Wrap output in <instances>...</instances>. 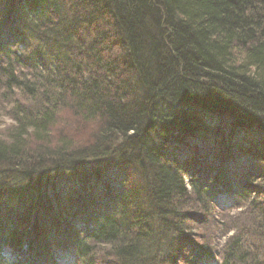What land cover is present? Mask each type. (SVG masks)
<instances>
[{
    "label": "trees",
    "instance_id": "1",
    "mask_svg": "<svg viewBox=\"0 0 264 264\" xmlns=\"http://www.w3.org/2000/svg\"><path fill=\"white\" fill-rule=\"evenodd\" d=\"M0 109V264H264V0H0Z\"/></svg>",
    "mask_w": 264,
    "mask_h": 264
},
{
    "label": "rangeland",
    "instance_id": "2",
    "mask_svg": "<svg viewBox=\"0 0 264 264\" xmlns=\"http://www.w3.org/2000/svg\"><path fill=\"white\" fill-rule=\"evenodd\" d=\"M61 118H63V122L65 121L66 125H70L73 119L72 117V113L69 110H65V112L63 111L61 113ZM70 119V120H69ZM13 123V120L8 116V113L6 111H4L3 109H0V132L5 131L9 125H11ZM95 128H93L90 124L85 125V127L78 131L75 132L74 130V134H72L74 136V138H77L79 141H85L88 140V138L90 137L91 133L94 131ZM52 135L55 137L57 135V133H52ZM237 210H232L230 212L231 215H237ZM219 233V232H218ZM232 231L229 233L231 234ZM227 236H222L221 234H217V242L218 244L222 243L223 241H225ZM215 243V244H216ZM4 255L7 256L8 259H14L15 258V254L12 253L9 249L5 248L3 251ZM64 256L60 257L59 260V264H64L65 261L68 259L67 256H65L66 258L63 259ZM220 263V261L215 260L214 264H218ZM205 264H209V262H206Z\"/></svg>",
    "mask_w": 264,
    "mask_h": 264
}]
</instances>
